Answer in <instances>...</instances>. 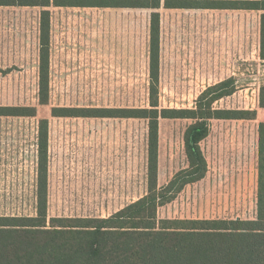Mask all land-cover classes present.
Listing matches in <instances>:
<instances>
[{
	"label": "rangeland",
	"instance_id": "obj_1",
	"mask_svg": "<svg viewBox=\"0 0 264 264\" xmlns=\"http://www.w3.org/2000/svg\"><path fill=\"white\" fill-rule=\"evenodd\" d=\"M50 6L49 99L38 102L41 7L0 5V106L35 107L0 115V217H35L40 119H47L43 229L106 218L148 192V123L138 117L54 116L52 109L149 107L150 18L159 13V108H192L208 86L236 89L213 105L254 109L245 119H211L200 142L203 178L157 208L159 219H255L264 107L260 15L244 8ZM189 118L158 121L157 187L188 166ZM264 148V146H263ZM264 165V164H263ZM264 199V197H263ZM77 218V219H76Z\"/></svg>",
	"mask_w": 264,
	"mask_h": 264
},
{
	"label": "trees",
	"instance_id": "obj_2",
	"mask_svg": "<svg viewBox=\"0 0 264 264\" xmlns=\"http://www.w3.org/2000/svg\"><path fill=\"white\" fill-rule=\"evenodd\" d=\"M0 5L41 7L39 17L38 102L49 99L50 6L159 8L161 0H0ZM166 8H244L264 11V0H164ZM159 13L150 18L149 107L52 109L54 116L138 117L148 123V192L106 218H76L80 224L43 229L46 222L47 119L39 121L37 216L0 217V264H264V122L259 124L261 164L258 211L255 219H159L158 206L171 201L187 184L204 177L206 161L200 142L211 119L254 118L256 110L223 109L214 103L236 89L233 78L208 86L192 108H159ZM260 57L264 59V12L260 15ZM264 107V85L259 88ZM35 107L0 106V115H35ZM193 120L184 135L188 166L157 187L158 121Z\"/></svg>",
	"mask_w": 264,
	"mask_h": 264
}]
</instances>
